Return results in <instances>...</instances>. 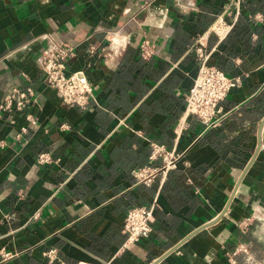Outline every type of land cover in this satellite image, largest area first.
Returning <instances> with one entry per match:
<instances>
[{"label":"crops","instance_id":"0c3cea01","mask_svg":"<svg viewBox=\"0 0 264 264\" xmlns=\"http://www.w3.org/2000/svg\"><path fill=\"white\" fill-rule=\"evenodd\" d=\"M53 44L74 47L87 109L46 83ZM203 57L240 79L210 127L185 114ZM27 87L0 116V264H264V0H0V102ZM152 144L181 158L145 186L132 171L160 165ZM154 202L149 236L127 242V212Z\"/></svg>","mask_w":264,"mask_h":264},{"label":"built area","instance_id":"2783aa9c","mask_svg":"<svg viewBox=\"0 0 264 264\" xmlns=\"http://www.w3.org/2000/svg\"><path fill=\"white\" fill-rule=\"evenodd\" d=\"M241 0H233V6L238 9ZM219 21L214 27V32L220 31ZM110 43L119 45L113 38ZM93 50V49H92ZM139 53L142 60H149L155 54V46L147 39H143L139 46ZM74 47L68 44H53L45 50L41 57V69L46 83L54 88L63 104L74 105L80 109H87L91 103H96L93 96V88L86 75L82 71L65 74L66 65L74 57ZM25 78L26 76L23 75ZM240 82L239 78H228L220 70L206 64V57H203L197 76L192 88L185 96V114L194 115L205 127L218 124L223 116L221 103L227 97L229 91ZM34 98V90L30 87L20 90L14 88L0 102V116L11 111H22L25 104L30 103ZM28 123L35 124L31 115H26ZM61 129H66L62 126ZM26 128L21 129V134L26 133ZM19 137V136H18ZM2 143L0 142V147ZM181 155L176 151L166 150L163 146L151 145V161H160L159 166H145L132 171L133 179L142 185L149 186L157 177H164L168 172L176 169ZM51 158L47 154L38 156L39 164H47ZM156 208V202L149 207H135L130 209L124 219L123 231L127 236V242H137L139 239L147 238L152 231L151 223ZM38 215H35L37 218ZM245 250H243L244 252ZM237 252L232 253L231 256ZM48 261L56 260V251L51 250L45 253ZM10 253H1L3 260L10 259Z\"/></svg>","mask_w":264,"mask_h":264}]
</instances>
